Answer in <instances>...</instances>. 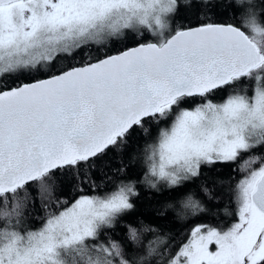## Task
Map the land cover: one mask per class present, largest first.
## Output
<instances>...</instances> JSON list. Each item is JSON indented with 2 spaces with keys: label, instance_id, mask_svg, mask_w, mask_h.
<instances>
[{
  "label": "snow or ice",
  "instance_id": "snow-or-ice-1",
  "mask_svg": "<svg viewBox=\"0 0 264 264\" xmlns=\"http://www.w3.org/2000/svg\"><path fill=\"white\" fill-rule=\"evenodd\" d=\"M130 145L136 176L108 160ZM218 166L230 226L174 248L129 218L142 188L213 215ZM0 264H264V0H0Z\"/></svg>",
  "mask_w": 264,
  "mask_h": 264
},
{
  "label": "trees",
  "instance_id": "trees-1",
  "mask_svg": "<svg viewBox=\"0 0 264 264\" xmlns=\"http://www.w3.org/2000/svg\"><path fill=\"white\" fill-rule=\"evenodd\" d=\"M182 22V21H181ZM141 137L138 135L135 138V143H141ZM134 155L133 145H130L124 152L118 154L109 155V163L112 169H118L123 167L125 169V175L136 176L140 173V165L132 161L129 162L130 156ZM209 176L219 179L221 181L216 186V202L210 203L209 207L213 209L214 214L205 216L202 219H192L190 221L176 222L175 220L160 219L156 216V210L159 205L167 199L166 193H156L149 189H141L140 195L136 201V207L130 214V219H142L145 222H154L161 224L167 232L170 233L172 238L173 247L176 248L185 243L190 230L197 223H209L213 226L227 227L235 221V209L236 205L231 199L230 186L240 178L241 174H237L232 171L228 166H218L215 171H210ZM100 187L96 190H101L107 185L108 181L101 173L91 174L89 181L80 185L83 188V192L79 191L76 186L66 184L61 186L58 190L54 191L53 197H59L61 200H67L68 203H72L78 196L82 194H93V183ZM42 212V210H39ZM29 224L32 226H39L41 221L39 219L29 218ZM122 235L117 230V236ZM148 238H151V234H148Z\"/></svg>",
  "mask_w": 264,
  "mask_h": 264
},
{
  "label": "rangeland",
  "instance_id": "rangeland-1",
  "mask_svg": "<svg viewBox=\"0 0 264 264\" xmlns=\"http://www.w3.org/2000/svg\"><path fill=\"white\" fill-rule=\"evenodd\" d=\"M217 99H219V98H217ZM78 197H79V196H78ZM78 197H77V198H78ZM73 201H74V200H73ZM70 204H71V203H70Z\"/></svg>",
  "mask_w": 264,
  "mask_h": 264
}]
</instances>
